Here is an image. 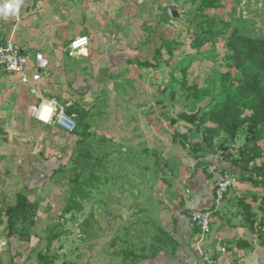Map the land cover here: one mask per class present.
I'll return each mask as SVG.
<instances>
[{"label": "rangeland", "instance_id": "obj_1", "mask_svg": "<svg viewBox=\"0 0 264 264\" xmlns=\"http://www.w3.org/2000/svg\"><path fill=\"white\" fill-rule=\"evenodd\" d=\"M75 1V12L85 24L89 0ZM92 1L97 24L83 27L80 34L94 36L91 46L96 42L109 57L111 73L104 72L102 59L92 70V65L76 70L62 67L65 81L60 82V92L48 89L50 80L59 81V75L53 78L56 69L45 65L42 45L37 51L30 43L17 41L13 30L19 19L0 16L5 26H0V42L14 35V43L31 57L24 75L0 71V217L4 221V210L27 189L28 167L49 163L38 173L40 186L31 191L37 205L34 220L17 224L15 230L22 233L14 238L0 221V247H48L50 258L54 253L61 258L56 264L77 262L75 247L81 249L82 260L89 257L90 247H119V251L123 247L120 253L131 261L170 249L173 213L189 195L185 183H179L184 180V160L204 154L187 145L186 129L192 141L205 135L220 161L236 164L225 172L234 175L237 184L212 221V229L221 237L216 236L215 245L230 244L224 235L230 229L238 234L235 247H264V134L254 146L261 156L238 164L240 149L251 137L250 119L258 110L264 114V104L245 99L246 82L226 41L242 37L264 42V0H214L215 6L206 5L207 0ZM174 6L183 22L173 17ZM163 37L173 41L172 58L161 47ZM71 43L69 39L56 46L69 59ZM78 71L81 78L75 79L71 73ZM184 76L192 90L182 89ZM232 97H237L238 121L243 124L235 137L215 113L229 109ZM208 98L213 100L195 127L171 116L172 106L178 110L183 104L195 112ZM52 100L65 112L71 103L88 112L83 124L79 115L74 117L80 123L79 133L84 131L82 139L79 133L72 137L59 132L54 121L51 127L41 124L38 112ZM43 111L51 113L49 108ZM83 125L88 128L83 130ZM200 169L213 177L225 173L206 163ZM72 199L80 210L66 215ZM40 204L44 214H39Z\"/></svg>", "mask_w": 264, "mask_h": 264}, {"label": "crops", "instance_id": "obj_2", "mask_svg": "<svg viewBox=\"0 0 264 264\" xmlns=\"http://www.w3.org/2000/svg\"><path fill=\"white\" fill-rule=\"evenodd\" d=\"M5 2L6 0H0V5ZM92 3L93 1L89 0L87 5L88 8L86 9L87 12H85V21L87 19L88 20L85 24L80 21L79 15L76 14L75 6L77 4H74L73 0H23V3L20 6L19 14L9 16L10 20L12 19L16 21L19 19V24L16 25L15 29L13 28V25L12 28L9 27L11 31L14 29L13 33L14 35L16 34L15 37L17 41L26 44L30 43V45L37 51L39 50L37 47L42 45V53L46 56L43 59L46 63L45 65H49V67L56 69V73L54 75H52L54 72L53 70L48 71V74H51L53 78L59 75V81H56L57 79H53L49 82L48 89L53 92H60L62 87L61 83L65 81V69H62V67L76 70L79 66L82 67L84 65V68L86 69L89 65H92V67L89 66L92 70L97 64L95 61L97 59H102L104 63V72L106 75H110L111 73L113 64L109 57H104L103 53L98 49L97 44H95L96 42H93L91 46V41L94 36L91 37L80 34L83 27H94L97 24V9H94V5L96 4ZM33 12L35 15H32ZM1 18H5V16H1ZM0 26L2 29L5 27L4 23H1ZM14 35L12 37H14ZM81 37H88L89 39V45L81 52H85L86 54L84 55H79L80 53H77L76 58H74L71 54H69L72 57L69 59L65 53L59 52V49L56 47L59 44H62L63 41L70 39L73 42L77 38ZM25 38H27V40H25ZM35 43H37V45ZM59 71H61V73ZM85 72L87 71L84 70L83 73ZM71 74L74 75L75 79L81 78L79 71ZM72 88L74 90L78 89L75 84ZM66 96L70 97V95ZM48 103L61 106L57 100H52ZM46 108L47 107H42L39 110L40 116L48 117V115H45L43 111V109ZM41 124L45 127L52 126L50 124ZM59 132H61V130ZM201 162H203L202 164L206 163L209 165H215L222 172L230 170L229 168L231 167L233 168L232 164L220 161L218 157L210 151H207L204 154V157L191 155L190 157L185 158V172L182 174L184 182L182 181L179 183H185L189 195L184 197L185 201L177 206L173 213V226L170 229V239H172L173 243L171 244V247H168L170 249L163 248L148 258H139L135 261H131L126 253H120V251L123 250V247L120 248V251L117 249L119 247H90L89 257L82 260L78 255L81 249H76L75 247L73 249V253H75V257L78 258L77 262L67 261L65 264H201V257L196 246V229L191 224L189 215L193 211H207L213 208L215 204L213 181L219 180V175L213 177L210 173H208V171L200 169V166L202 165ZM47 166H49L48 162L45 165H35V167L32 165L27 169L30 174L26 177L27 189L22 190L24 191L22 194L25 195L31 203H35L31 191L36 189L37 186H40L41 177H39L38 173L42 172L41 170ZM225 173L228 174V172ZM39 188L40 187H38V189ZM42 206V204L39 205V214L43 213L41 212ZM36 207L31 213V218L33 220V216L37 210ZM213 220L215 221V217ZM226 230L227 231L224 232V235L229 236L228 241L230 244L215 245L217 237H221H219L218 233L212 229V233L208 239V246H211L213 250L223 247L228 249L226 254L220 255V261L222 264H249L248 259L250 255L254 254L257 247H235L238 234H236V231H233L232 234L230 229ZM19 245L21 246L0 247V259L2 264H43V257L47 256L48 258L51 255V253L49 254V249H47L48 247L44 250V247H25L26 245ZM49 248L58 251V247ZM59 249L62 251L63 247H59ZM64 252H66V249ZM59 259L61 258L58 257V253H54L53 257H49L48 260L52 261L50 264H56Z\"/></svg>", "mask_w": 264, "mask_h": 264}, {"label": "trees", "instance_id": "obj_3", "mask_svg": "<svg viewBox=\"0 0 264 264\" xmlns=\"http://www.w3.org/2000/svg\"><path fill=\"white\" fill-rule=\"evenodd\" d=\"M208 2L206 5L215 6L214 0H207ZM227 45L228 47L233 51L234 57L233 60L239 64V68L242 71V77L244 78L246 82V86L243 88L244 91H247L249 94L245 99L250 100H256L259 101L260 104H264V42H257L253 41L251 39H245L242 37H232L227 38ZM162 46L166 47L167 51L170 55V57H174L173 52V41L168 40L166 38L161 39ZM182 89H193V87H189L188 80L186 79V76H184V79L182 81ZM230 97V95H228ZM237 97L231 98V106L229 109H221L218 112H215L219 117H217L219 120L223 119L226 123L227 130L229 132H232V136L235 137L237 132L242 128L243 124L238 121L241 113V109L238 108L236 103ZM240 98V97H239ZM244 98H241L240 101H243ZM243 105L245 107H248V104L246 101H244ZM213 113V114H215ZM66 114L70 117H75V115H79L80 122L84 123L86 118L88 117V112L76 108V105L72 103L67 111ZM214 116V115H213ZM77 123V121H76ZM82 123V124H83ZM80 123H77V131L75 132L74 136L79 133L80 130ZM250 139L247 141L244 149H240V161L238 164H245V162H248L252 160L253 158H257L261 156L262 151L260 149L255 148L256 142L261 139L262 135L264 134V114L262 111H257V113H254V115L250 119ZM83 130L88 128L87 125H83ZM186 133L183 134V138L186 140L187 145L191 144L194 145L195 148L198 151H202L204 154L207 151L213 152L211 149V145L207 142V139L205 138V135H202L201 139L199 141H192V138L190 136V129H186ZM84 131L80 134H78L79 138L82 139ZM76 137V136H75ZM204 154L202 157H204ZM203 162H201L202 164ZM232 166H236L235 163H230ZM234 164V165H233ZM36 205L35 203H31L28 198L20 194L16 200L15 205L9 206L4 210V215L6 217V220L4 221L3 217H0V221L2 224H6V229L10 232V236L14 237V235L18 236V234H21V231H16L17 224H26L30 218L31 213L35 209ZM81 205L74 199L71 201L70 207H67L64 210V214H69L76 209L80 210ZM13 232V233H12ZM16 233V234H14ZM54 239H58V236L55 235ZM171 243L172 239L170 240ZM160 250V249H159ZM159 250H156V252H159ZM155 252V253H156ZM43 264H50L52 261L48 260L49 257L47 256L43 257ZM0 264L1 259H0Z\"/></svg>", "mask_w": 264, "mask_h": 264}, {"label": "built area", "instance_id": "obj_4", "mask_svg": "<svg viewBox=\"0 0 264 264\" xmlns=\"http://www.w3.org/2000/svg\"><path fill=\"white\" fill-rule=\"evenodd\" d=\"M88 45V37L77 38L70 44L69 52L72 57L76 58V54L83 51ZM29 61L30 56L14 43L13 37L0 42V71L2 73L9 76L24 75L28 69ZM49 105L50 106H43L51 109V113L48 117L40 116L38 112V119L46 125L54 121L58 129L63 133L66 135H74L77 131L75 119L68 116L62 108L58 109L57 105ZM236 184L237 178L234 175H219V180L214 190L215 209L193 211L189 215L190 222L196 229V246L201 257V264H222L220 255L227 253V248L225 247L213 250L211 246H208V239L212 233V221L215 213L220 211V206L225 201L229 190Z\"/></svg>", "mask_w": 264, "mask_h": 264}, {"label": "water", "instance_id": "obj_5", "mask_svg": "<svg viewBox=\"0 0 264 264\" xmlns=\"http://www.w3.org/2000/svg\"><path fill=\"white\" fill-rule=\"evenodd\" d=\"M171 13L174 18L183 22V17L177 12L176 7H171ZM213 98H208L198 105L195 112H191L180 104L179 109L176 110L174 106L171 107V116L179 123L189 127H195L198 119L201 116L204 109H206L212 102ZM249 264H264V248L257 246L253 255H250L248 259Z\"/></svg>", "mask_w": 264, "mask_h": 264}, {"label": "clouds", "instance_id": "obj_6", "mask_svg": "<svg viewBox=\"0 0 264 264\" xmlns=\"http://www.w3.org/2000/svg\"><path fill=\"white\" fill-rule=\"evenodd\" d=\"M22 3L23 0H6L4 4L0 5V16L18 15Z\"/></svg>", "mask_w": 264, "mask_h": 264}, {"label": "bare ground", "instance_id": "obj_7", "mask_svg": "<svg viewBox=\"0 0 264 264\" xmlns=\"http://www.w3.org/2000/svg\"><path fill=\"white\" fill-rule=\"evenodd\" d=\"M81 52H82V51H81ZM81 52H78V53H80L79 55H82V54L84 55V54H86L85 52H83V53H81Z\"/></svg>", "mask_w": 264, "mask_h": 264}]
</instances>
